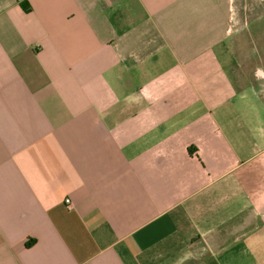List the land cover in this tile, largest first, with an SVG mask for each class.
<instances>
[{
    "label": "crops",
    "instance_id": "obj_1",
    "mask_svg": "<svg viewBox=\"0 0 264 264\" xmlns=\"http://www.w3.org/2000/svg\"><path fill=\"white\" fill-rule=\"evenodd\" d=\"M0 264H264V0H0Z\"/></svg>",
    "mask_w": 264,
    "mask_h": 264
},
{
    "label": "trees",
    "instance_id": "obj_2",
    "mask_svg": "<svg viewBox=\"0 0 264 264\" xmlns=\"http://www.w3.org/2000/svg\"><path fill=\"white\" fill-rule=\"evenodd\" d=\"M21 6L25 11H30V7L27 3H22ZM30 245H31V243H28V246H30Z\"/></svg>",
    "mask_w": 264,
    "mask_h": 264
},
{
    "label": "built area",
    "instance_id": "obj_3",
    "mask_svg": "<svg viewBox=\"0 0 264 264\" xmlns=\"http://www.w3.org/2000/svg\"><path fill=\"white\" fill-rule=\"evenodd\" d=\"M69 202V201H68Z\"/></svg>",
    "mask_w": 264,
    "mask_h": 264
}]
</instances>
